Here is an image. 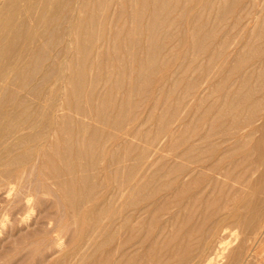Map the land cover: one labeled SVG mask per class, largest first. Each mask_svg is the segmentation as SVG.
I'll use <instances>...</instances> for the list:
<instances>
[{
	"label": "bare ground",
	"instance_id": "obj_1",
	"mask_svg": "<svg viewBox=\"0 0 264 264\" xmlns=\"http://www.w3.org/2000/svg\"><path fill=\"white\" fill-rule=\"evenodd\" d=\"M113 5L122 11L125 3L123 0H0V167L3 166L4 172L9 173L7 181L0 176V197L3 195L6 203H18L19 195L23 194L21 186H27L21 179L22 175L18 181H11L15 169L13 165L28 168L33 173L40 165L43 168L47 167V163L54 166L50 159L55 157L60 167L54 170V184L66 201L77 207L89 200L91 192L100 187L96 180L89 175L61 178L63 172L74 176L78 167L82 170L99 167L104 150L105 135L100 128L91 127L85 120L72 124L75 130L69 124L66 128L64 121L67 122L69 117L56 116L65 108L68 83L72 90L76 87L75 79L67 78L69 69L73 68L70 66L71 60L78 58L80 50L82 52L84 48L80 76L84 75L92 81L87 100L89 109L77 105L78 112H75L82 119L91 118L88 114H92L96 121H113L114 126L120 127L124 125V118L136 114L141 107L143 100L139 97L140 91L145 92L151 85L147 87L143 82L151 80L156 72H161L165 60L174 55L171 53L181 44L180 27L187 23L191 38L184 41L185 45L191 47L190 55L198 50L203 51L200 54L206 57H201L200 61L192 59L176 70L158 127L150 132L139 128L137 133L128 134L130 138H124L117 147L121 153H114L112 162L124 165L109 174L113 181L118 182L117 190L104 206L92 213L90 211L95 220L77 229L78 232L74 234L77 233L78 243H74V248H77L76 251L90 250L94 247L93 240L105 235V241L110 246L105 264H188L191 257L200 253L198 248L193 249L191 239L187 240V236H196L201 232V223L194 220L203 216L206 220L220 218L223 210L233 209L232 204L241 195V199L246 198L243 194L248 187L262 185L260 179L264 177L261 174L264 169L260 171V163L264 162V153L260 148L248 165L247 159L236 165H232L233 162L228 166L224 164L226 158L240 152L249 143L256 132L255 120L262 119L261 124H264V108L261 109L264 103V45L256 43L250 46L246 41L254 29L259 34L264 31V26L258 24L259 13L264 10V0H250V9L247 11V5L242 6L236 14V4H231L230 0H134L130 6L131 19H128L130 31L123 36L122 42L119 41L122 35H118L121 31L116 32L113 36L115 42L108 44L110 49L103 47L106 45V34L97 32L105 23L104 14L113 9ZM96 6L101 12L100 16L96 13ZM215 13L234 20L231 24L221 21V27L217 30L209 20ZM121 21L120 17L117 22ZM229 24L231 28L226 31ZM233 28H237L236 33ZM241 47L244 51L235 50ZM103 53L107 55L104 66L101 60ZM255 59L260 61H253ZM230 67L234 70L233 74L227 75L223 81L217 80L222 71ZM71 70L77 72L75 68ZM234 77L236 79L230 83ZM51 80L53 82L49 85ZM143 85L145 89H142ZM47 86L49 100L45 106L40 103V109L28 105L27 100L15 92L16 88L18 91L27 90L38 99ZM213 87L218 91L224 90V95L196 117L199 108L209 99L208 92ZM134 93L138 94L137 98H134ZM51 108L55 119L49 114ZM194 121L196 124H192ZM200 122H208V130L202 132L194 129L187 138L177 140ZM45 123L53 126L55 131L65 126L68 136L65 149H61L56 142H48L45 131H36L37 124ZM131 137L145 138L144 144L138 147ZM39 138L40 148L32 153ZM111 138L114 139L115 135ZM172 140L174 142L169 144ZM45 141L47 146L43 147ZM24 143L26 148L21 152ZM167 145L170 153L176 149L180 151L171 153L173 160L164 157ZM190 156L191 159L184 158ZM131 159L134 162L127 164L126 161ZM154 165L157 168L152 170ZM239 165L237 172L235 170ZM201 182H206L214 190L225 189L227 197H199L191 190L194 184ZM79 186L82 190L77 193ZM38 191L41 192L40 189ZM33 194L29 191L21 196L23 201L20 202L25 212L22 218L18 217L20 220H16L19 212L10 208L2 214L0 233L9 229V224H17L18 221L28 223L36 206V196ZM188 199L194 201L195 206L189 207L187 215L182 210L186 209L187 205L183 203ZM177 206L179 210H176ZM42 210L44 207L37 211L42 213ZM45 212L47 217L48 211ZM246 215L244 225L247 230H252L256 238L262 233L261 218L253 210L247 211ZM105 218H108L107 223H104ZM214 225L210 229L202 228L201 238H206L215 228ZM238 231L231 228L227 235L219 233L210 246L204 240L198 246L210 248L204 264H223L227 256L225 264L257 263V259H249L252 247L247 245L249 243H246V237L243 238L244 234V240H239L241 231ZM62 233L50 237L51 243L41 242L46 246L45 251L41 249L44 253H40L44 259L42 263H51V258L54 264L60 263L52 256H60L68 248L65 247L68 238L64 240ZM235 244L238 245L233 247ZM104 246V242H99L94 249L99 251ZM39 248L40 244L36 249L39 251ZM93 255V252H86L83 255L85 263L92 258L94 260ZM261 264H264V260Z\"/></svg>",
	"mask_w": 264,
	"mask_h": 264
},
{
	"label": "rangeland",
	"instance_id": "obj_2",
	"mask_svg": "<svg viewBox=\"0 0 264 264\" xmlns=\"http://www.w3.org/2000/svg\"><path fill=\"white\" fill-rule=\"evenodd\" d=\"M123 1H124L125 5H124V8L122 11L117 6L115 7L113 5L115 10H113L114 8L110 9L109 12H106L105 13L106 15L104 14V16H103V18H105V23L102 24V27L98 30L97 33L100 35L106 34V36L104 38V43H106V45L103 46L104 48H107V47L110 48L111 46H109L108 44L109 43L113 44L115 42L113 39V36L116 32L121 31V33H118V35H122L120 37L121 39L119 40L122 42L123 36L130 31L131 24H130V21L128 19L129 18L131 19L132 11H130V6L134 3V0H123ZM230 3L236 4L235 14L239 11V9L242 6L247 5V11L250 9V7L248 6V4L250 5V0H230ZM95 9H96V13L100 16L101 12L99 11L97 6L95 7ZM190 13L191 12H189V14ZM259 16H260V20H259L258 24L264 26V20H263L264 10L261 13H259ZM261 16H262V20H261ZM120 17L122 18V21L117 22V20ZM111 20H113V21H111ZM209 20L214 25H216L215 29L219 30V28L221 27V21H229V23L231 24L234 19L219 17V15H217L215 13V14L211 15ZM230 24L228 27H226V31L228 29L230 30V28H231ZM99 26H97V27H99ZM188 28H189V25L187 23H183V25L180 27V29H181L180 30V33H181V35H180V37H181L180 38V43H181L180 46L176 50H174V52L171 53V54L174 53V55H170L165 60L166 63H165V66L163 65L164 67L162 66L163 68H162L161 72H156L155 76L151 80L148 79V81L143 82V84H145V83L147 84V87L150 85V83H151V85L147 88V90L145 92L140 91L139 97H141L143 100V103H141V107L139 108V110L137 111L136 114L133 113V114L129 115V118H124L123 119L124 125L120 126V127L114 126L113 121H109V122H103V121H98V120L96 121L95 118L92 116V114L91 115L88 114L89 116H91V118L86 117V118L82 119V116L76 113V112H78V110H77L78 106L77 105L81 106L82 108H83V106H85L86 109H89L87 100L89 98V93H90L92 81L89 80L87 77H84V75L80 76V72H81L80 68H81V65L83 64L82 56H84L83 55L84 54V48H82V52L80 50L78 58L73 57V59L70 62V66L77 69V72H75V70L72 71L71 69H73V68H70L68 73H67V78L73 77L75 79L74 84L76 85V87L74 90H72L73 87L71 85H69V83H68V88L66 91L67 95L65 97V108L63 111L58 112L56 114V116L58 117V115L59 116L65 115V116L69 117L67 122L64 121V123L66 124V128L68 126L67 124H69V127L70 128L73 127L75 130V127L72 124H76L77 122H82L83 120H85V122L89 123L91 125V127L100 128V130L102 132H104V135H105L104 139H103V149L104 150H103V154H102L100 161H99V167L89 169V170H82L81 168L78 167V171L74 176H71L69 174H64V172H63L61 178H63V179H69L70 177L80 178V177H82V175H89L90 177L93 178V180H96V182L100 184V187L96 191L91 192L89 200L83 202L82 204H79L80 206L75 207L66 201V199L63 196V193L54 184V179H55L54 178V172H55L54 170L56 168L60 167V165H59L60 162L57 158L52 157V159H50L52 161V163L54 164V166L52 164L47 163V167L43 168L40 165V168H36L33 173H30V169H28V168L27 169H25L23 167L17 168L16 165H13L15 169L12 171L14 173V175L11 177V181H18L19 177L22 175L21 176L22 178L21 177L20 178L22 179L24 184H26L27 186L26 187L21 186V190H22L21 192L23 194H21V192H20L21 195H19V197L17 199L18 201H16L18 203H14V204L13 203L12 204L6 203V200L2 199L3 195L0 197V217L2 216V214H4L10 208V210H15V212L17 211V213L18 212L21 213V214L18 213V215H16V217H17L16 220H20L19 218H22L21 216H22V214L24 216L23 212H25V211H23L24 205L20 201L22 200L24 193H28L29 191H30V193H34L33 195L36 196V198L34 200L35 201L34 205H36L38 208L35 206L34 213L31 217V219L28 221V223H22L21 221H18V223H17L18 225L17 224H11V225L9 224L10 226L8 225V227H10L9 228L10 230L8 228H6L0 233V264H44V263H42V262H44L42 254L44 253L46 246H44V244L42 245V243L46 244L47 243L46 241L51 243L50 237L52 238L56 235V233L58 234L60 232L64 233V235H65V236H63V237H65L64 240H66V238H68L69 240L67 239V241H66L67 244H65V247H68L65 249L66 251H62V254L60 253V256H59V254L52 256L55 260L59 259L58 260V263L60 262L59 264H87V263L88 264H100V262H101V264L106 263V261L108 259V254H109L108 250L110 247L109 245H107V242L105 241L106 238H104L107 236L104 235L100 239L96 238L93 240L94 247L99 242L105 243V246L102 249H100L99 251L95 250L94 247L90 250L79 249L78 251H76L77 248H74L75 247L74 243H78V240H77V233H76V235L74 233L78 232L77 229H79L80 226L88 225L92 222V220H95V219H93L94 217H92V215L90 214V211L92 213L96 208H101L102 206H104L107 203V200L111 197V195L114 194V192L117 190V183L118 182L113 181L111 179V177L109 176L110 171L116 169L118 166L124 165L120 162H115V163L112 162L113 154L114 153H117V154L121 153V151L120 152L117 151V147L123 142L124 138H126V137L130 138L128 136V134L133 135L134 133H137V130L139 128H141L144 132H146V131L150 132V131H153L154 129H156L158 127V124L160 123V116H161L164 108L166 107V100H167L166 94L173 87V80H175V77L173 75L175 74L176 70L177 69L180 70L181 68H183L192 59L194 61H200L202 59L201 57H206V56L200 54V53H203V51L198 52V50H196V53L194 55L193 54L190 55L189 50L191 47L185 45L186 40L184 41V39H190L191 38L190 33L187 31ZM233 32L236 33L237 28H233ZM108 35H109V37H108ZM245 40L246 39H244V41ZM119 41H117V42L119 44H121ZM246 41H249L250 46L255 45L256 43H258L260 45H264V31H262L259 34V31L257 29H254L252 36ZM235 50L237 52L244 51V49L242 47L239 50L238 49H235ZM177 53H178V55H177ZM106 56H107L106 53L101 54V60L103 61V66H104L106 58H107ZM253 61L259 62L260 60L255 59ZM166 71H167V73H166ZM233 72H234L233 68L230 67L226 71L225 70L222 71V73L220 74V76L218 77L217 80L223 81L228 77L227 75H231V74H233ZM234 79H236V77L232 78L230 83H233ZM53 80L49 81L48 84L49 83L52 84ZM81 89H83V90H81ZM142 89H145L144 85H143ZM15 90H17V91H15V92H17V94L21 95L22 97H24L27 100L28 105H33V108H35V109H40L39 108L40 103L44 104V106H45L46 105L45 103L48 102V100H49V95H50L49 86H47L46 91L43 93L42 96H39L38 99L35 98V96L32 95L31 92L29 93L27 90H23V91L19 90L18 91L17 88ZM208 95H209V99L206 101V103L203 106H201L199 108V110L196 114V117H199L200 114H202V112L204 111V109L209 107L212 102L218 101L219 99H221L222 96L224 95V90L218 91L216 88L213 87V89L212 90L210 89V91L208 92ZM137 96H138V94L134 93V98H137ZM36 97H37V95H36ZM219 103H221V102H219ZM262 108H264V103L261 104V109ZM49 114H51V117H53V108L50 109ZM246 114L243 117H245ZM56 116H54L53 119H55ZM259 117L260 116H258L257 119ZM262 122H263L262 119L255 120V122L253 124H257L256 128H255L256 132L253 135V137L250 139L249 143L246 144L244 146V148L240 150V152H237L236 154H231V156L226 158L224 166H228V164H231V162H233L232 165H236L239 162H241L243 159H247V163H246L247 165L249 163H252L253 162L252 160L254 159V156L256 155L258 148H260L261 152L264 153V124H261ZM192 124H196L195 121ZM208 127H209L208 122H206V123L200 122L199 124L196 125L195 128H189V131L187 133H185V136L177 138V140H179L183 137L187 138L189 136V134L194 129H199L203 132L204 130L205 131L208 130L207 129ZM257 127H258V129H257ZM66 128H65V126H63L62 128L58 127L55 131V128L53 126L51 127L49 124L45 123V124H37L36 131L39 133L40 132L42 133L45 131L47 133L46 136L48 137V139L46 137V140L48 142H50V141L56 142V143H58V146L61 149H65L67 146V142H68V136L65 133ZM184 131H186V130H184ZM182 133H184V132H182ZM57 135L59 136V138H58L59 140H57V137H58ZM112 135H115L116 140H115V138L114 139L111 138ZM40 139L41 138L37 139L38 142H35L36 146L34 149H32V147H31V149L33 150L32 153H35L36 151L39 150V148H40L39 145L41 142ZM131 140L135 141L137 146L140 147L144 144L143 141L145 140V138L141 137L140 139H138V137L137 138L131 137ZM173 142H174V140L170 141L169 144H172ZM45 145L47 146L46 141L42 143L43 147ZM166 147L168 150L164 153L165 154L164 157H169L167 160H173L171 158L172 152H180L178 149H176L170 153L169 146L167 145ZM25 148H26V144L24 143L21 146L20 151L24 152ZM44 149H46V148H44ZM133 157H135V155H133ZM191 157L192 156L184 157V158L185 159H187V158L191 159ZM217 157L218 156H216L215 158H217ZM7 160L9 162H12V160H10V159H7ZM181 161H186V160L181 159ZM74 162L78 164V162L76 160H74ZM132 162H134L133 159L126 161L127 164H130ZM39 164H40V162H39ZM157 165H154L152 170H155L157 168ZM263 169H264V162H261L260 163V171H262ZM239 170H240V165L238 168H236L235 171L239 172ZM1 172L4 173V175ZM258 174L259 173L256 174L254 179L257 177ZM261 174H264V173H261ZM7 175H9V173L4 172V168H3V166H1L0 167V176L2 177V179L7 181L6 180ZM260 180H261V184H262L260 187H257L254 185H251L250 187H248L247 190L243 194L246 198L241 199V196H242L241 195L240 198L238 199V201L236 203L232 204L233 209H230L228 211L223 210L224 213L222 212L220 214L221 216L219 215L220 218L219 217H217V218L213 217V218L206 220V218H204V216H203L201 218H197L194 220L195 223L196 222L198 224L201 223V232L199 233V235L196 234L197 237L194 234H191L192 236L191 235L187 236V240L190 238L193 249L198 248L200 253L197 254V256L191 257L190 258L191 261L188 264H202V263L204 264L205 259L207 258L208 253L210 252V248L207 246L200 248L198 246L204 240L206 242H208L209 243L208 246H210L211 242H213L215 236L219 235V233L220 234L225 233V235H227V233L230 231L231 228L238 229L239 230L238 233L241 231L240 232L241 238L239 236V240H244V239H242L243 234L245 235V236L243 235V238L244 237L247 238L246 243H249L247 245L252 247V251H250L251 256L249 257V259H252V258L257 259V263H254V264H261L262 263V261L264 260V249H262L264 247V240H263L264 239V177L261 178ZM4 187H6V186H3V188ZM257 188H260V189H257ZM39 189L41 192L38 191ZM226 189H229V187ZM81 190L82 189L80 186L76 188L77 193H80ZM42 191L44 194L43 197H42ZM191 191L194 193H197L199 197H201V196H218V195L227 197V191L225 189L214 190L210 187V185L206 184V182L194 184L193 189ZM47 192H48V194H47ZM38 194L41 195V197H40L41 200L38 198L40 196V195L38 196ZM190 195H192V194H190ZM44 197H46V198H44ZM36 199H37V201H36ZM44 199H46V200H44ZM41 201H43V203ZM41 203H42V205H44L43 206L44 210H42V213L41 212L38 213V211H40L41 208L43 209ZM16 204H17V207L15 206ZM38 204L40 205V207ZM183 204H185L187 206H186L185 210L184 209L182 210V212L186 213L187 215L190 212L189 207L195 206V202L190 201L189 199ZM10 205L11 206L14 205V207H11ZM178 207L179 206L175 207L176 210H179ZM45 210L48 211L47 217H46L47 212H45ZM251 210L254 211V214L256 212H258V214L261 218L260 224L262 223V225H263L262 233L260 235H258L256 238H254V235L252 234V230H247L246 229L247 227L244 225V223L247 222V220H246L247 218H245L247 216L246 215L247 211H251ZM44 213H45V215H44ZM225 213H228V214L225 215ZM60 214L62 216H60ZM35 215H36V218H35ZM42 215L45 216L46 218L45 217L43 218ZM44 219H46V221H47L46 224L44 222L45 221ZM107 219L108 218L104 219V221H105L104 223H107ZM42 223H43V225H42ZM23 224H25V226ZM212 225H214L215 228H213L211 230V233L208 236L206 235L207 236V237L205 236L206 238H201L202 228H204V229L209 228L210 229L212 227ZM13 226H15V227H13ZM11 227L13 228L12 230H14V231L11 230ZM23 227H24V229H23ZM46 227H47V229H46ZM51 228H52V230H51ZM10 231L12 234L10 233ZM51 231L52 232L54 231V232L52 233ZM45 232H47V233H45ZM3 233H4V235H3ZM7 233H9V235ZM63 233H62V235H63ZM43 234L45 236H47V238H45V236ZM72 234H74L75 237ZM49 235H51V236H49ZM67 235H69V237ZM46 239H48V240H46ZM40 240H42V241H40ZM68 241H69V245H68ZM36 242L37 243L39 242V244H40V248H39L40 250L39 251H38V249H36L37 246L39 245V244L37 245ZM70 242H71V244H70ZM238 244H235L233 247H236ZM70 246H71V248L69 249ZM41 249L44 251H41ZM63 250H64V248H63ZM86 252H89V253L93 252L94 253V255H93L94 260L92 258L87 263H85L86 260L84 259L83 255H85ZM40 253H42V254H40ZM258 253H261V254L259 255ZM39 254L41 255L42 259L40 258ZM64 254H66V255H64ZM51 260H52L51 263H47V262H49V261H47L46 264H54L53 263L54 260L52 258H51ZM226 260L228 261V256L226 257L223 264L227 263ZM91 261H92V263H91Z\"/></svg>",
	"mask_w": 264,
	"mask_h": 264
}]
</instances>
